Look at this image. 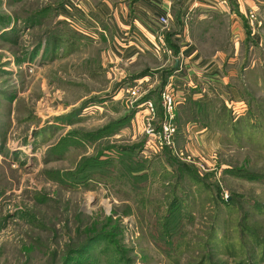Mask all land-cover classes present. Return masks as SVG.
Returning <instances> with one entry per match:
<instances>
[{
	"label": "rangeland",
	"instance_id": "1",
	"mask_svg": "<svg viewBox=\"0 0 264 264\" xmlns=\"http://www.w3.org/2000/svg\"><path fill=\"white\" fill-rule=\"evenodd\" d=\"M65 1L0 0V264H264V17L175 12V42L219 82L169 114L173 61L110 60L111 40L62 23ZM201 110L190 147L176 115Z\"/></svg>",
	"mask_w": 264,
	"mask_h": 264
},
{
	"label": "crops",
	"instance_id": "2",
	"mask_svg": "<svg viewBox=\"0 0 264 264\" xmlns=\"http://www.w3.org/2000/svg\"><path fill=\"white\" fill-rule=\"evenodd\" d=\"M227 2L228 4L223 6L218 0H66L60 6L59 18L63 24L75 28L88 37L97 35L101 41L111 40L113 49L110 51V60L116 58L132 63L152 53L164 63L173 61V66L169 69H176V65L177 68L183 66L184 74L183 71L173 72L168 78L172 82L171 86L172 90H175L176 98L181 99L182 102L186 99L203 102L209 100L210 93V85L204 78L210 79L211 76L213 81L217 79H214L215 74L208 75L211 70L206 69L207 65L199 58L194 46L185 44L180 48V57L177 58H172L171 50L168 51L166 45L163 52H159L155 46L161 45L158 41L159 37L164 39L170 32L171 18L179 8L182 11L199 10L203 14L212 16L230 12L235 24L244 20L243 17L249 11H257L262 18L264 17V0H227ZM71 4L73 8H70ZM160 18H167L169 26H163L159 22ZM178 38L179 36L175 35L173 39L177 41ZM183 122L180 120L178 128L190 142V147L193 143L190 140L191 134L196 142L201 138L208 140L209 131L206 128L198 127L195 122V124L186 123L184 126Z\"/></svg>",
	"mask_w": 264,
	"mask_h": 264
},
{
	"label": "built area",
	"instance_id": "3",
	"mask_svg": "<svg viewBox=\"0 0 264 264\" xmlns=\"http://www.w3.org/2000/svg\"><path fill=\"white\" fill-rule=\"evenodd\" d=\"M219 3L223 6H226L227 0H219ZM247 16H248L247 21L249 22L250 25H255L256 23H259L258 19H257V17H258L257 11H250V12H248ZM160 21H161V24L163 26H168V20L167 19L161 18ZM163 46L164 45H162V48H163ZM162 51H164V50L162 49ZM179 68H182V67L180 66ZM177 72L179 73V70ZM171 85H172V82L169 79L167 81V85H166L165 90L162 92V99H161L162 106L164 107L165 111L169 114L171 113V111L173 110V108L177 104L182 102L181 99L176 98L174 91L171 88ZM209 92H210L209 96H211L212 91L210 89H209ZM130 94L135 95L136 94L135 90H131ZM148 108H149V113L153 115L154 114L153 107L151 105H149ZM162 131L163 132L158 137V145H159L160 149H162L165 146H169L171 144L170 143V137H171L172 133L174 132V129L170 128L167 124V125L163 126Z\"/></svg>",
	"mask_w": 264,
	"mask_h": 264
},
{
	"label": "trees",
	"instance_id": "4",
	"mask_svg": "<svg viewBox=\"0 0 264 264\" xmlns=\"http://www.w3.org/2000/svg\"><path fill=\"white\" fill-rule=\"evenodd\" d=\"M248 27V26H247ZM176 35V33L175 32H173L172 30L170 31V32H168L167 33V35L165 36V38H164V40H165V43L167 44V46L170 48V50L174 53V55H175V58H177L178 57V55H179V52H180V47H179V45H178V42H175L174 41V36ZM167 72H168V74L166 75V79H165V81H163V88H164V86L166 85V83H167V79L173 74V72H174V70L173 69H168L167 70ZM163 90V89H162ZM193 93H195V92H193ZM161 99V98H160ZM143 101H141V103H142ZM209 104V103H208ZM208 104H206V103H203V102H199V101H196V100H193V99H186L184 102H182V103H180L179 105H185L186 107H190V106H192V107H197V106H199V107H203V105H205V106H207ZM190 105V106H189ZM209 106V105H208ZM187 109V108H186ZM189 109V108H188ZM225 109V108H224ZM220 112H218L217 114H218V116H220V117H222L220 114H219ZM230 113V112H229ZM189 114L190 113H187V114H185L184 115V117H189ZM192 114H194V113H191L190 115H192ZM200 114H202L201 116H203V117H207L208 116V111H206V110H201V111H199V113L198 114H195V115H192L193 117H194V120L195 121H193V122H195V123H197V121L199 120L198 118H197V116L198 115H200ZM228 114V113H227ZM162 116H163V113H162ZM179 116H180V114H177L176 115V120L175 121H177V120H179V122H180V119L181 118H179ZM230 117V116H229ZM186 118V119H187ZM224 118V117H223ZM202 123V122H201ZM205 127H207V126H205ZM163 151H165V156H168V158H170V159H175L174 157H173V154H172V150L170 149V148H165ZM164 155V154H163ZM176 200V199H175ZM175 200H173L171 203H170V208H173V207H175V208H177V206H178V203H176V202H178L177 200L175 201ZM214 231H216V229H214L213 230V232L212 233H214ZM212 236H215L214 234H211Z\"/></svg>",
	"mask_w": 264,
	"mask_h": 264
},
{
	"label": "water",
	"instance_id": "5",
	"mask_svg": "<svg viewBox=\"0 0 264 264\" xmlns=\"http://www.w3.org/2000/svg\"><path fill=\"white\" fill-rule=\"evenodd\" d=\"M176 67H177V65H176Z\"/></svg>",
	"mask_w": 264,
	"mask_h": 264
}]
</instances>
